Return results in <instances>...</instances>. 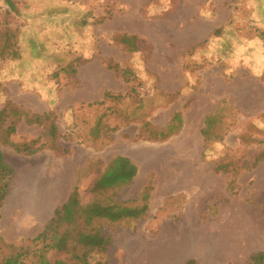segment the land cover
<instances>
[{
  "label": "rangeland",
  "instance_id": "rangeland-1",
  "mask_svg": "<svg viewBox=\"0 0 264 264\" xmlns=\"http://www.w3.org/2000/svg\"><path fill=\"white\" fill-rule=\"evenodd\" d=\"M13 1L10 9L0 0V45L9 41L18 53L0 57V110L11 102L31 115L53 113L57 142L75 153L72 160L60 162L64 168L76 166L75 186L85 206L94 200L93 185L110 161L92 160L97 154L93 143L102 148V157L110 155L111 142L113 149L125 144L138 152L175 112L184 115L201 96L219 94L216 73L243 63L247 55L240 49L264 31V0ZM122 33L139 37L138 51L130 52L116 40ZM71 64L76 74L67 71ZM245 67L249 70L243 64L240 73ZM206 70L212 72L207 78ZM107 91L116 98L103 100ZM191 115L187 122L183 116L185 130L165 145H154L166 148L159 160H134V181L100 196L106 202L138 205L145 185L153 186L149 211L141 218L93 221L109 240L105 254L94 251L83 262L56 244L42 254L44 241L37 236L16 244L1 236L14 250L0 242V264H184L190 258L197 264H248L252 253L264 251V162L246 170L238 191H230L228 176L214 171L213 162L224 152L217 150L220 142L210 139L206 145L199 132L203 116ZM101 124L109 132L93 142ZM45 128L22 119L12 140L37 138L39 145L50 146ZM237 128L246 141L239 143L235 132L228 137L235 160L244 163L264 152V109L242 118L226 106L214 135ZM187 144L195 146L196 160L188 158ZM203 145L205 160L200 158ZM13 182L18 188L21 176ZM16 215L20 225L31 221L30 214ZM186 238L196 239L194 253H181ZM178 253L180 259L169 258Z\"/></svg>",
  "mask_w": 264,
  "mask_h": 264
},
{
  "label": "trees",
  "instance_id": "trees-1",
  "mask_svg": "<svg viewBox=\"0 0 264 264\" xmlns=\"http://www.w3.org/2000/svg\"><path fill=\"white\" fill-rule=\"evenodd\" d=\"M3 1L10 9L15 8L13 0ZM8 31L9 30L7 29V32ZM215 33L219 34L220 30H217ZM116 40L130 52H136L139 49V37L136 34L122 33L116 36ZM248 40H250L248 41V45L242 50L240 49V53L243 52V54L247 55L244 62H237L234 69L225 68V77L227 79H230L234 72L245 64L249 67L252 73L257 74L262 80L264 75V56L262 54L264 48L260 43L262 41L264 44V31H260L258 36ZM10 44L11 43L7 41L3 45H0V57H16V54L18 55L17 51L12 49L14 45ZM109 66L112 67L111 65ZM67 71L76 74L77 67H74L71 64L69 68H67ZM262 81H264V79ZM106 97L111 99L116 98L109 91L104 94L103 100H105ZM226 106L227 105H224L223 107L218 108L214 114L206 116L205 125L201 129V134L204 137L206 145L210 143V139L215 140V142H220L217 145V150L224 152L218 161H215V163L213 162L214 171L227 175L228 189L232 192H236L239 188L238 182L240 174H242L243 171L253 170L257 167L264 159V152L257 154L253 160L241 163L239 160H235L231 156L228 146L222 147L224 144L222 141L229 131L222 130L221 136L217 138L214 135V131L216 124L221 123V120L225 115ZM22 119H24L28 125L45 126L46 136L52 140L50 146L39 145L37 138L26 142H14L12 136L16 134L18 125ZM182 123L183 114L181 112H175L166 128H155L153 130L154 135L151 138H145L144 140H168L172 135L181 130L183 126ZM107 129V127L101 124L96 132V135L98 134V139L94 138L93 142L100 140L103 135L105 136V134L109 132ZM59 136L58 126L54 115L51 112H45L43 114L34 113L31 115L27 110H24L20 106H14L11 102H8L4 108L0 110V142L11 146L18 153L33 155L44 149H50L60 155H66L69 153V150L62 148L57 142ZM252 137L254 139H251L250 141L251 143H255L257 141L255 140L256 136L253 135ZM238 138L241 143H245L246 135L243 130L238 134ZM13 172L14 169L6 162L4 155L0 150V220L2 217L1 209L6 199L7 190L10 181L12 180ZM137 174L138 166L133 160L121 156L114 160H110L105 171L99 176L93 185L92 194L94 195V200L86 206L80 203L79 190L77 186H75L71 191L68 200L56 208L53 217L46 223L42 232L36 237L37 240L44 241L42 254L50 248L51 244H56L60 250L65 253H77V257L81 258L83 262H85L88 259V256L94 251H97L99 254H105L109 240L102 235L100 228H95L93 226V221L106 219L111 222H119L124 219L141 218L149 211V200L153 186L150 182L145 185L141 194L142 204L138 205H133L132 202H118L114 199L110 202H106L100 200V196L106 194L108 191L113 192L116 189L131 184ZM0 242H2V245L8 246L10 249L14 250L12 245L5 242L1 236ZM13 256L15 255L10 254L9 257ZM184 264H197V261L194 258H190L187 259ZM248 264H264V251L252 253L249 256Z\"/></svg>",
  "mask_w": 264,
  "mask_h": 264
},
{
  "label": "crops",
  "instance_id": "crops-1",
  "mask_svg": "<svg viewBox=\"0 0 264 264\" xmlns=\"http://www.w3.org/2000/svg\"><path fill=\"white\" fill-rule=\"evenodd\" d=\"M241 67L234 72L230 79L225 77L222 69L218 71L216 75H218V79L220 78L221 91L219 94H217L218 92H210L208 93V97L203 95L197 99L196 103L198 102V104H194V106L191 104L192 106L187 108L186 114H184L185 122H187V118L189 117H187V114H192L191 116L202 114L203 119L199 127V132L201 133V129L205 125L206 116L214 114L218 108L224 105H230V107L237 112V115L242 116V118H245V116L255 117V115H258V113L264 109V82L257 74L252 73L250 69L248 70L246 67L245 72L240 73L243 69ZM208 73H212L211 70H206V78ZM188 122L191 124V120ZM186 126V124H183V129L181 128L178 133L172 135L168 140L148 142L145 146L140 147L138 152L132 151L129 147H126L127 145L125 144L123 147L118 146L113 149L111 147H113L114 143L111 142L109 143L110 155L108 157H102V148L96 143H93V149L98 155L96 154L93 156L92 160H114L119 156L126 157L133 161L159 160L160 151H163L165 154L164 150H166V148H154V145L167 144L170 139L185 130ZM233 132L236 133L237 141H239L238 134L240 130H238V128L233 129L225 136L222 147L229 146L227 139ZM123 139L130 142L127 138ZM14 142H16L15 139ZM187 145L186 147L189 150L187 153L188 158L196 160L195 153H193V150L196 149L195 146H191L190 144ZM204 149L203 145L200 152L201 160H205ZM0 150L6 162L14 169L6 199L1 209L0 236L7 242L16 244L23 239L35 238L38 236L46 223L53 217L56 208L68 200L71 191L76 185L77 169L76 166L72 169L64 168L60 161L72 160L75 153L70 152L66 155H60L53 150L44 149L33 155H25L16 152L14 148L8 145L4 146V148H0ZM113 150L114 152H111ZM169 151L172 152L171 150ZM263 162L264 159L257 167ZM16 167L20 169L19 172H16ZM244 172L245 171H243L242 174ZM242 174H240L239 178ZM16 175H18L19 178L21 176V184L18 188H16V183L13 182L14 180L16 181ZM16 213L21 216L22 214H30L31 221L20 225L18 221H16L19 219ZM170 255L171 254H169V258L171 259L175 254H172L173 256ZM180 258L176 259L178 260ZM207 264L212 263L207 262Z\"/></svg>",
  "mask_w": 264,
  "mask_h": 264
},
{
  "label": "bare ground",
  "instance_id": "bare-ground-1",
  "mask_svg": "<svg viewBox=\"0 0 264 264\" xmlns=\"http://www.w3.org/2000/svg\"><path fill=\"white\" fill-rule=\"evenodd\" d=\"M206 245H209V243H206ZM197 248H198V245H197L196 239H188V238H186V241L182 242L181 245H180L181 253L184 252V251H188V252L194 253L197 250ZM211 250H209V252ZM161 252H162L161 249H159V252L157 251V254H160ZM181 253L175 254L173 257L180 258V256H181L180 254ZM184 253H186V252H184ZM210 255H213V253H211Z\"/></svg>",
  "mask_w": 264,
  "mask_h": 264
}]
</instances>
